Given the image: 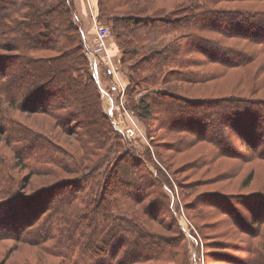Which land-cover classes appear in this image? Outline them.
Returning a JSON list of instances; mask_svg holds the SVG:
<instances>
[{
  "label": "trees",
  "instance_id": "obj_1",
  "mask_svg": "<svg viewBox=\"0 0 264 264\" xmlns=\"http://www.w3.org/2000/svg\"><path fill=\"white\" fill-rule=\"evenodd\" d=\"M157 2L161 0H95L97 17L110 27L122 62L132 60L127 74L137 86L159 81L196 84L223 75L205 71L207 65L238 69L258 61L264 66L260 58L264 6L212 7L220 2L264 4V0H177L171 10L166 4L157 7ZM79 18L73 0H0V49L16 52L0 53L1 92L26 111L51 115L68 107L66 119H56L64 123L81 116L87 135L95 140L91 149L100 150L98 163L92 165L99 171L91 175L92 187L77 177L32 193L17 191L22 181L12 175L11 160L0 156V240L39 246L64 264L149 261V239L155 240L148 231V194L142 195L149 192V181L132 172L145 167V162L133 154L127 159L116 149L122 147V139L113 136L119 130L96 98L102 88ZM224 39H241L257 47H236ZM46 52L56 55H43ZM25 68L31 79L21 82L12 77ZM173 89L144 94L129 110L146 121L154 118L162 129L189 132L195 138L191 144L206 142L215 155L245 162L264 160V97L232 93L192 98ZM57 91L66 97L57 101ZM21 95H25L22 101ZM73 97L75 102L70 100ZM1 120L14 125L10 119ZM0 131L8 130L0 127ZM78 151L73 148L74 154ZM14 152L21 164L32 158L34 148L20 146ZM39 160L33 157L25 168L32 171ZM69 186V194L64 193ZM82 205H90V211H83Z\"/></svg>",
  "mask_w": 264,
  "mask_h": 264
},
{
  "label": "rangeland",
  "instance_id": "obj_2",
  "mask_svg": "<svg viewBox=\"0 0 264 264\" xmlns=\"http://www.w3.org/2000/svg\"><path fill=\"white\" fill-rule=\"evenodd\" d=\"M73 1L91 54L96 45V28L99 24L110 27L99 18L96 25L95 0ZM176 1L161 0L155 5L163 7L166 4L171 10ZM263 6V3L255 2H220L212 5L226 9ZM223 41L236 47H257L241 39ZM0 53L16 52L0 49ZM48 54L56 55V52L43 53ZM260 58L264 65L263 53ZM93 59L91 64L102 88L96 98L102 110H106L117 125L119 131L113 136L122 139V147L116 148L118 153H126L127 159L130 158L129 154H133L145 162V167L132 172L141 181H149V192L142 195L148 194V231L155 241L149 239V261L137 264H264V160L245 162L223 154L215 155L212 146L206 142L191 144L195 138L189 132L162 129L160 122L155 123L154 118L146 121L131 111L132 105L144 94L154 96L153 91L169 86L192 98L232 93L264 97V66L261 67L258 61L238 69L207 65L205 71L224 72L223 75L196 84L187 81L162 84L159 81L157 84L140 83L137 86L127 74V65L132 60L122 62L121 51L112 34L106 40V47L100 48ZM11 75L21 79V82L32 78L28 68ZM24 96L21 95V101L25 99ZM65 97L62 91H57L55 99L59 101ZM82 97L86 99V96ZM70 100L76 101L74 97ZM67 108L57 109L51 115L42 111H26L20 102L9 101L0 90V127H7L8 130L6 133L0 131V156H7L11 160L12 175L22 181L17 191L32 193L45 185L77 177H83L87 180L86 186L92 187L91 175L99 173L93 170L92 165L98 163L100 150L91 149L95 146V140L87 135L88 129L81 116L64 123L56 119L59 116L65 120L69 114ZM126 110L133 117L130 118ZM1 119H10L14 125H8ZM128 127L136 129L134 136L128 135ZM181 140L184 142L181 143ZM20 146L34 148L32 158L22 160L21 164L14 152V148ZM76 147L79 151L75 155L73 148ZM33 157L40 160L35 161L34 169L30 171L25 166L29 167ZM69 190L70 186L64 193L69 194ZM82 208L83 211H90L91 206L82 205ZM254 219L258 223H253ZM0 264L64 262L61 263L59 257L48 255L39 246L0 240Z\"/></svg>",
  "mask_w": 264,
  "mask_h": 264
},
{
  "label": "built area",
  "instance_id": "obj_3",
  "mask_svg": "<svg viewBox=\"0 0 264 264\" xmlns=\"http://www.w3.org/2000/svg\"><path fill=\"white\" fill-rule=\"evenodd\" d=\"M94 14V13H93ZM97 15L94 14V19H95V23L97 25ZM111 35V31L108 27L104 26V25H100L96 28V37H95V48H94V53L99 52V49L102 47H106V40L108 39V37ZM125 113L131 118L133 117V115L128 112L127 110L125 111ZM116 124V123H115ZM117 127V125H116ZM128 135L134 136L136 134V129L134 127H128L126 129Z\"/></svg>",
  "mask_w": 264,
  "mask_h": 264
},
{
  "label": "crops",
  "instance_id": "obj_4",
  "mask_svg": "<svg viewBox=\"0 0 264 264\" xmlns=\"http://www.w3.org/2000/svg\"><path fill=\"white\" fill-rule=\"evenodd\" d=\"M93 2H94V1H93ZM93 56H95V53H94V52H91V54H90V59H91L92 62H94Z\"/></svg>",
  "mask_w": 264,
  "mask_h": 264
}]
</instances>
